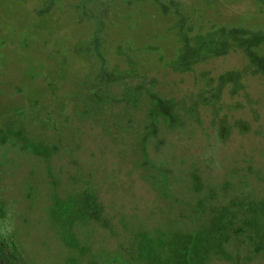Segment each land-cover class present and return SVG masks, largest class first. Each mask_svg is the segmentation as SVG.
Wrapping results in <instances>:
<instances>
[{"label": "rangeland", "instance_id": "1", "mask_svg": "<svg viewBox=\"0 0 264 264\" xmlns=\"http://www.w3.org/2000/svg\"><path fill=\"white\" fill-rule=\"evenodd\" d=\"M215 222L204 264H264V0H0L10 258L146 264Z\"/></svg>", "mask_w": 264, "mask_h": 264}, {"label": "trees", "instance_id": "2", "mask_svg": "<svg viewBox=\"0 0 264 264\" xmlns=\"http://www.w3.org/2000/svg\"><path fill=\"white\" fill-rule=\"evenodd\" d=\"M230 229L226 223L215 222L213 227L191 237L159 239L141 245L140 253L146 264H204L214 250L223 251V243L229 239ZM264 235V234H263ZM150 244V245H149ZM259 247L256 251H263ZM0 243V264H17Z\"/></svg>", "mask_w": 264, "mask_h": 264}]
</instances>
